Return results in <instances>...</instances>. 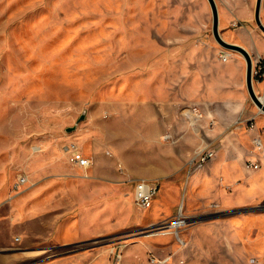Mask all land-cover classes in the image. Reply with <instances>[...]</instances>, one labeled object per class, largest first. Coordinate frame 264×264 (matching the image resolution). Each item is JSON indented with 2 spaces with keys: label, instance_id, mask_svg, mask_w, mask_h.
Instances as JSON below:
<instances>
[{
  "label": "rangeland",
  "instance_id": "rangeland-1",
  "mask_svg": "<svg viewBox=\"0 0 264 264\" xmlns=\"http://www.w3.org/2000/svg\"><path fill=\"white\" fill-rule=\"evenodd\" d=\"M255 2L216 0L223 39L264 42ZM223 49L208 0H0V264H155L152 256H169L166 264H264V241L239 248L208 238L188 249L183 232L197 222L188 219L157 232L164 220L153 221L152 204H136L140 178L127 177L130 170L156 182L145 177L175 150L160 133L139 134V121L172 113L171 95L186 106L178 91L186 72L219 70ZM141 105L150 110L140 113ZM73 143L92 159L87 170L73 161ZM235 201L224 197L200 219L233 220L253 208ZM39 202L67 219L79 209L101 212L95 233L56 244L54 229L32 223ZM181 203L173 220L186 213ZM160 234L172 237L175 251L160 254Z\"/></svg>",
  "mask_w": 264,
  "mask_h": 264
},
{
  "label": "crops",
  "instance_id": "crops-1",
  "mask_svg": "<svg viewBox=\"0 0 264 264\" xmlns=\"http://www.w3.org/2000/svg\"><path fill=\"white\" fill-rule=\"evenodd\" d=\"M237 44L249 51L254 67L255 57L264 56V42ZM227 51L228 58L225 61L220 59L219 70L186 72L178 89L179 92L182 90V99L187 103L185 108L176 105L179 93L171 95L169 99L176 103L172 113L164 115L160 122L139 121L138 124L139 134L150 137L152 133H160L162 144L173 145L175 154L170 157L160 155L161 165L157 166L153 175L145 178H153L158 185L152 201L154 222L173 220L180 202L182 208L184 202L186 204L184 215L188 221H197L183 232L184 245L188 249H200L208 238L239 248L264 241V210H251L227 221L200 219L218 210L226 196L237 200L232 203L240 206L254 208L264 205V111L251 101L247 90L245 58L233 54L232 49ZM253 87L264 102V77H254ZM140 107H145L140 108V113L150 110L144 105ZM251 122L253 127H249ZM257 136L261 140L260 148L254 143ZM203 145L214 147L215 156L206 167L191 172L188 168L187 171L190 156ZM78 148L84 153L82 147ZM164 158L167 163L169 161L168 167L163 166ZM154 159L158 164L159 158L155 156ZM246 160L256 161L258 168H248ZM94 169V175H101L98 174L101 169ZM104 174L107 176L106 172ZM142 175L129 170L127 177L144 178ZM81 181L86 183L90 180ZM31 191L34 193L28 200L34 201L36 198L33 197L38 192ZM92 210L79 209L67 219L64 212L51 214L50 206L39 202L33 206L30 215L33 216L32 223L42 225L39 226L41 231L54 229L55 238L59 240L56 244L65 245L95 233L101 212L93 210L94 213ZM157 237L160 254H163L162 249L166 252V249L173 251L177 248L171 249L173 242L170 235L160 234Z\"/></svg>",
  "mask_w": 264,
  "mask_h": 264
},
{
  "label": "built area",
  "instance_id": "built-area-1",
  "mask_svg": "<svg viewBox=\"0 0 264 264\" xmlns=\"http://www.w3.org/2000/svg\"><path fill=\"white\" fill-rule=\"evenodd\" d=\"M229 55V52H227V49L224 48L220 52V57L223 61L227 60ZM255 67L253 66V75L254 77H264V56L263 55H257L255 57ZM254 123H249V127H253ZM167 137V135H165ZM254 143L258 148L261 146V140L260 137L257 136L254 138ZM70 151L72 154V159L79 167L82 168H89L92 164L91 158L88 156H85L82 151L76 146V144L70 145ZM216 154V149L210 145H203L199 147L197 150H195L194 155L189 161V172L196 168H200L204 166V164L212 159ZM246 166L248 168H258L259 164L256 161L253 160H246ZM26 181V177H21L19 183H23ZM158 185L156 182H153L148 179L140 178L136 180L135 189H134V199L138 206L141 208H148L151 206L153 198L155 194L157 193ZM176 221H179V224L176 226L174 223ZM187 223V217L180 213L176 219L171 221H164L160 224L159 229L160 230H167L172 227H179L183 224ZM177 237L179 236L178 230L176 231ZM183 243V241H182ZM151 260L155 264H166L169 261V256H163V257H157L152 256ZM252 261H255V259H252ZM115 264H118L117 262Z\"/></svg>",
  "mask_w": 264,
  "mask_h": 264
},
{
  "label": "water",
  "instance_id": "water-1",
  "mask_svg": "<svg viewBox=\"0 0 264 264\" xmlns=\"http://www.w3.org/2000/svg\"><path fill=\"white\" fill-rule=\"evenodd\" d=\"M212 9V31L217 41L226 49H232L240 52L246 60V86L252 101L257 107L264 111V102L261 97L255 92L253 87V60L249 51L243 46L228 42L220 34L219 31V12L216 0H208ZM261 4L262 0H256L254 8V18L259 28L264 32V23L261 20ZM259 207H254L252 210H257Z\"/></svg>",
  "mask_w": 264,
  "mask_h": 264
},
{
  "label": "bare ground",
  "instance_id": "bare-ground-1",
  "mask_svg": "<svg viewBox=\"0 0 264 264\" xmlns=\"http://www.w3.org/2000/svg\"><path fill=\"white\" fill-rule=\"evenodd\" d=\"M228 52V51H227ZM262 99V98H261ZM176 226L179 224V221H176L175 223H174ZM170 229H167V230H158L157 232H164V231H169ZM178 239H179V241H183V239L181 238V236L179 235L178 236ZM133 252V251H132ZM133 256V255H132Z\"/></svg>",
  "mask_w": 264,
  "mask_h": 264
}]
</instances>
